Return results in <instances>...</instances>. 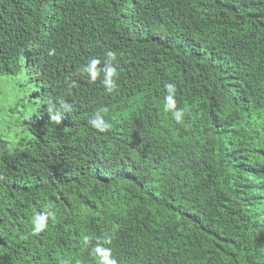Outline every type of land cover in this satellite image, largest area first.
<instances>
[{
  "label": "trees",
  "instance_id": "trees-1",
  "mask_svg": "<svg viewBox=\"0 0 264 264\" xmlns=\"http://www.w3.org/2000/svg\"><path fill=\"white\" fill-rule=\"evenodd\" d=\"M3 74L0 264H264V0H0Z\"/></svg>",
  "mask_w": 264,
  "mask_h": 264
},
{
  "label": "rangeland",
  "instance_id": "rangeland-1",
  "mask_svg": "<svg viewBox=\"0 0 264 264\" xmlns=\"http://www.w3.org/2000/svg\"><path fill=\"white\" fill-rule=\"evenodd\" d=\"M20 78L21 83H17L18 80L11 74L0 75V134H5L10 139L26 134L20 129L22 118L33 111L32 107L17 108V102H30L31 105L35 103L30 100L34 97V83L26 75H21Z\"/></svg>",
  "mask_w": 264,
  "mask_h": 264
},
{
  "label": "clouds",
  "instance_id": "clouds-1",
  "mask_svg": "<svg viewBox=\"0 0 264 264\" xmlns=\"http://www.w3.org/2000/svg\"><path fill=\"white\" fill-rule=\"evenodd\" d=\"M109 55H111V53H110ZM169 87L171 88L172 86L169 85ZM167 107H174V104L169 103V104L167 105ZM174 115H175L176 119L179 120V119H180V116H181V112H180V111H177L176 113H174ZM37 219H38V221H39V220H41L42 218H37ZM39 228H40V224L38 223V224H37V229H36V230H39Z\"/></svg>",
  "mask_w": 264,
  "mask_h": 264
}]
</instances>
